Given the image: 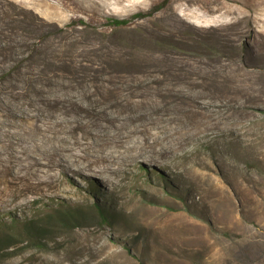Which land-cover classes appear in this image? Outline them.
I'll list each match as a JSON object with an SVG mask.
<instances>
[{"label":"rangeland","instance_id":"374dc122","mask_svg":"<svg viewBox=\"0 0 264 264\" xmlns=\"http://www.w3.org/2000/svg\"><path fill=\"white\" fill-rule=\"evenodd\" d=\"M6 232L0 264H264V0H0Z\"/></svg>","mask_w":264,"mask_h":264},{"label":"trees","instance_id":"16d2710c","mask_svg":"<svg viewBox=\"0 0 264 264\" xmlns=\"http://www.w3.org/2000/svg\"><path fill=\"white\" fill-rule=\"evenodd\" d=\"M153 13H154V11H152V10L151 11H144V12H135L130 17H145V16L151 15ZM130 17H113V16H110L108 18V21L114 25L120 26V25L127 24L130 20ZM72 71L74 73V77H72L70 80H73V81L77 80L79 78H82L84 75H87V74H90V78L94 79L98 75V73H100V72L109 73V70L106 69L104 66H95V65H88V64L76 65V66L72 67ZM165 75H162V76H165ZM50 77L51 76L45 77L44 80H46ZM51 78H53V77H51ZM154 80H159V79L154 77ZM70 98H71V100H69V103H68L69 105H72L73 103L78 102V100L75 97L70 96ZM93 208L97 210V213L102 220H110L116 214V213H111L110 210H108V208L102 207L97 203L93 204ZM18 220H19V218H18ZM28 226L35 227V223L31 222L30 225H28ZM13 239H14L13 235H11L7 232L4 235H0V253L2 250L7 248L9 245H11L10 243L13 242L12 241Z\"/></svg>","mask_w":264,"mask_h":264},{"label":"bare ground","instance_id":"6f19581e","mask_svg":"<svg viewBox=\"0 0 264 264\" xmlns=\"http://www.w3.org/2000/svg\"><path fill=\"white\" fill-rule=\"evenodd\" d=\"M141 139H143V143H144L143 145H149L151 147L150 150L147 151L145 149L146 147H144V148L139 147L140 146L139 144H138L139 145L138 146L139 148L136 146L137 144L136 145L134 143L133 144L131 143L132 145L127 144L126 149H128V151L131 152V153L129 152L130 153L129 154V157H131V158L143 157V158L148 159V160H153V158H156L155 160H159V158L161 157L162 153L166 150V146L163 143H161L160 138L159 137H152L151 138L150 136L144 135V136H142ZM78 142H80L81 144H83V150H84V148H86L85 147L86 146L85 144L87 143V141L86 140H83L82 141L80 139V140H78ZM118 145H119V143H118ZM116 150H117V148H116ZM93 155H94L93 157H89V155L85 151V153L83 152V154H80L79 155V158L78 157L77 158L78 159H81V158L84 159V158H86L87 159V165H91V164L96 163V162L105 163L104 166H103V168L105 170L113 171L116 168L113 165L112 160H111L112 159L111 157L114 154H112V155L110 153L109 154L108 153L106 154V153H104L102 151L100 153L93 154ZM58 163L60 164V162H58Z\"/></svg>","mask_w":264,"mask_h":264}]
</instances>
